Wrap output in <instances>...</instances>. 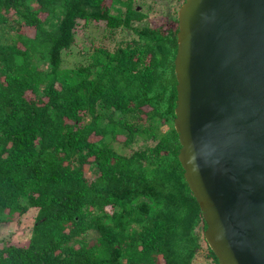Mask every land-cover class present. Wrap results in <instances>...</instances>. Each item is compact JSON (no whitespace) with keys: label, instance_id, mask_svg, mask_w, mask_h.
Segmentation results:
<instances>
[{"label":"trees","instance_id":"1","mask_svg":"<svg viewBox=\"0 0 264 264\" xmlns=\"http://www.w3.org/2000/svg\"><path fill=\"white\" fill-rule=\"evenodd\" d=\"M106 1L0 0V225L33 213L0 264H218L177 159V26ZM80 21L134 37L62 68Z\"/></svg>","mask_w":264,"mask_h":264},{"label":"water","instance_id":"2","mask_svg":"<svg viewBox=\"0 0 264 264\" xmlns=\"http://www.w3.org/2000/svg\"><path fill=\"white\" fill-rule=\"evenodd\" d=\"M173 128L218 264H264V0H184Z\"/></svg>","mask_w":264,"mask_h":264},{"label":"rangeland","instance_id":"3","mask_svg":"<svg viewBox=\"0 0 264 264\" xmlns=\"http://www.w3.org/2000/svg\"><path fill=\"white\" fill-rule=\"evenodd\" d=\"M184 0H133V7L135 10H139L146 14V18L138 25H151L161 26L163 29L175 28L177 26V11ZM109 5L110 1H106ZM122 7L111 8V13L120 15ZM134 25H137L134 24ZM22 32L28 33V29H22ZM134 37V34L130 30H108L103 22L92 23L88 27H82L80 21L75 31V43L74 45L64 52H62V68H76L78 66H85L90 62V55L95 48H104L112 51L116 48L119 42L128 41ZM98 137L91 136V141H96ZM118 140H122L121 136L117 137ZM153 141L143 142L141 139H137L130 148L125 149V152L135 151L142 149L149 145L152 146ZM117 150H121L117 143L114 144ZM85 175L90 177V173L87 168ZM33 213L29 212L23 216H15L13 222H9L0 225V246L4 243L19 245L25 240L30 231L32 224ZM95 239L94 234H89L85 237V240L89 243ZM203 248L205 247L202 245ZM209 259L205 258L203 254H200L195 261V264H206Z\"/></svg>","mask_w":264,"mask_h":264}]
</instances>
